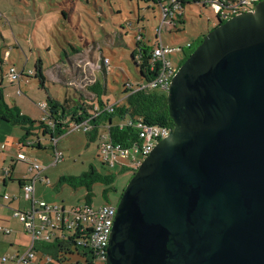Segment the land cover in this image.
Returning <instances> with one entry per match:
<instances>
[{
    "label": "water",
    "instance_id": "obj_1",
    "mask_svg": "<svg viewBox=\"0 0 264 264\" xmlns=\"http://www.w3.org/2000/svg\"><path fill=\"white\" fill-rule=\"evenodd\" d=\"M174 127L122 191L106 264H264V0L171 80Z\"/></svg>",
    "mask_w": 264,
    "mask_h": 264
},
{
    "label": "rangeland",
    "instance_id": "obj_2",
    "mask_svg": "<svg viewBox=\"0 0 264 264\" xmlns=\"http://www.w3.org/2000/svg\"><path fill=\"white\" fill-rule=\"evenodd\" d=\"M28 2L29 8L25 5ZM62 7V0H0V91L9 105L17 106L23 114L32 119L36 118L37 121L43 117L39 103L47 101L48 95L63 101L66 88L82 93L87 100L97 98L95 102H90L97 105L99 101L115 104L126 97L124 88L127 82L135 85L143 81L132 55L136 49V14L139 13L144 18L139 25L144 28L143 40L146 42L148 39L149 49L154 47L155 35L162 21L160 8L154 0H79L76 6H72L67 22L61 14L56 15L55 11L61 12ZM185 13L184 22L178 23V26L166 25L162 37L166 46L183 48L188 53L190 49L186 45L190 43L193 47L196 46L198 40L214 29L218 21L211 9L196 4H186ZM129 22L133 23V27ZM74 48L81 51L73 52ZM67 56L75 68L73 66L72 73L64 71L65 79L61 81L58 79L60 73H55L54 69L62 66L60 62L66 61ZM39 57L45 61V68L52 65V61L59 60L58 65L49 67L45 72L46 90L41 89L39 79L29 73L30 70L34 71ZM172 58L178 70L184 56L177 53ZM106 59L109 64H106ZM11 68L19 74L24 71L19 84L10 78ZM82 74H86L90 83L86 82V78L84 80ZM94 86L101 88L99 95L97 91L91 90ZM123 121L115 120L114 123ZM7 126V131H0V188L4 180L2 169L4 166L10 168L12 161L16 176L33 178L29 166L19 162L17 158L20 149L16 143L25 136V132L18 126ZM104 135V128L99 127L95 134L74 129L57 137L58 149L63 153V159L56 164L50 135H43L38 129L27 137V145L21 151L43 167L42 177H46L50 183L38 181L35 184V196L40 202L39 206L59 205L70 209L92 204L97 209L110 201L118 204L120 194L132 178L133 172L125 168L122 170L120 166L109 170L102 164L99 159V146ZM38 143L43 148H38ZM91 168L101 176L114 175V183L96 184L92 188V196L89 197L86 187L75 189L60 182L62 178L79 177ZM8 193L12 195V192ZM2 195L4 192L0 193V219L6 216L12 224H20L14 216L15 212L18 211V206L19 211L28 210L30 201L22 196L20 202L15 200L10 204ZM3 248L0 246V264H9L2 262L3 256L11 255L5 253ZM72 249L75 252L68 254L66 263L82 262L84 257L76 252L74 245ZM40 257L41 255L37 256V261Z\"/></svg>",
    "mask_w": 264,
    "mask_h": 264
},
{
    "label": "built area",
    "instance_id": "obj_3",
    "mask_svg": "<svg viewBox=\"0 0 264 264\" xmlns=\"http://www.w3.org/2000/svg\"><path fill=\"white\" fill-rule=\"evenodd\" d=\"M162 15L160 27L155 35L156 45L151 53V61L149 70L153 72L158 64V74L152 80L147 82H138L135 85L127 82L124 91L127 96L115 104H106L105 106H97L93 116L88 118L81 124H73L70 130L82 129L85 133L91 134L97 132L99 127H103L106 135L102 136L99 146V159L102 164L109 170L120 166L122 170L125 168L131 170L133 174L141 166L144 159L153 151L156 144L162 139L168 137L173 130L170 125H160L147 123L140 118H126L120 123H104L95 126L92 121L104 115L115 113L116 107L126 98L134 93L144 90H159L167 94L171 80L177 68L173 64L172 56L177 53L183 54V48H170L163 41L162 32L166 25L178 26V23L184 22L186 16L185 5L196 4L211 9L217 17V21L225 22L230 18L241 13L252 10L257 3L262 0H154ZM142 29L137 31V39L142 40ZM190 43L186 47H190ZM109 64V60H105ZM10 78L18 82L22 77L14 68H11ZM19 94L21 92L19 91ZM39 108L43 112L42 120L48 122L53 128L54 123L48 121L46 102L39 103ZM118 128L124 130L129 128L134 133V138L129 140V145L118 143L112 137V129ZM98 134V133H97ZM54 146V164L63 159V153L58 149V138H53ZM19 162L29 166V171L33 174V178L28 179L22 188V194L29 200L31 206L25 211H16L15 217L24 226L25 232L30 237L28 249L23 253H13L4 256L3 262L12 264H32L37 261L38 253L43 254L42 264H67L68 254L74 253L72 245L76 249H86L92 252L93 264H106L107 248L109 239L114 226L117 205L104 204L95 209L92 204L86 206H78L73 208H65L59 205H41L37 201L35 192V184L38 181H49L43 179V167L36 160L30 159L23 153H18ZM8 172H5V176ZM5 200H11L8 194H4ZM0 232L10 235L12 230L0 225ZM58 240L66 243L71 253H65L61 250L58 258H54L51 254H45L38 246L42 244H52ZM76 252L80 255V253Z\"/></svg>",
    "mask_w": 264,
    "mask_h": 264
},
{
    "label": "trees",
    "instance_id": "obj_4",
    "mask_svg": "<svg viewBox=\"0 0 264 264\" xmlns=\"http://www.w3.org/2000/svg\"><path fill=\"white\" fill-rule=\"evenodd\" d=\"M190 4L192 3L190 2ZM135 20L137 24L134 29L136 49L134 50L132 55L143 78V82H147L157 76L159 68L158 64H156V68L153 72L149 70L153 48L149 49L150 44L148 43V39L146 40V42L143 40V32L141 34L142 40L137 39L138 29H142V31L144 29L139 25L143 22L144 18H142V16L137 13ZM129 25L133 27V23L129 22ZM202 40V38L198 40V42L196 43L197 45L194 47L191 45L190 47H186L190 49L188 53H186V51L184 52L183 50L184 58L181 61L180 65L185 62V60L190 56V54L201 43ZM155 45L156 41L154 39L153 46ZM71 63L72 60L69 62H64L62 63L63 67L54 69V71L56 70L55 73H60L58 75L59 80L61 79V81H63V79H65L62 75V71L64 70V68L68 69L69 73H72L74 71L73 66L75 68V65L72 66ZM103 71L105 72V68H103ZM33 74L36 78L39 79L41 89L46 90V77L40 60L37 61L35 72ZM82 75L84 80L86 78V82L90 83V80L87 78L86 74ZM22 76H24V71ZM94 87L95 88H92L91 90L97 91V94L99 95L101 88L98 86ZM96 100L97 98H94L93 100L84 99L82 93L77 92L76 90L71 88H66V93L63 101L48 95L47 101L45 102L47 104L48 121H52L54 123V127L52 128L48 122H45L42 119L40 121L32 119L30 116L23 114L17 106L9 105L4 99L3 92L0 91V122H6L12 126H18L25 132V136H23L19 140V146L21 148H24L27 145V137L31 136L38 129L43 133V135H50L53 140V138L63 136L67 131L70 130L71 125L81 124L88 118L93 116V114L95 113V108L97 106L102 107L106 104H109L102 103L101 101H99V105H97L96 103H90L95 102ZM126 118H140L147 123L170 125L171 127H174L173 121L170 119V116L168 114L167 94L159 90H144L134 93L116 107L115 113L104 114L94 119V121L92 122L95 126H97L104 123L114 124L115 120H125ZM95 133L96 132H94V134ZM91 137L92 139H94L93 135ZM112 137L118 143L129 145V140L134 138V133H132L129 128L124 130L113 128ZM31 146L34 147L33 144H31ZM37 147L43 148L41 143H38ZM28 181V179L18 180L21 188H23L24 184ZM114 181V175L101 176L94 168H91L88 172L79 177H66L60 180L61 183H67L75 189L82 186L86 187L89 192V197L92 196V188L96 184L102 183L106 185H112ZM113 190L116 191L115 188H113ZM90 201L91 199L89 198L88 202ZM111 202L112 201H110L109 203L113 204ZM39 249H41V251L45 254H51L54 258H58V254L61 252V250L65 253H71L69 246L66 243L59 242L58 240H56V242L52 244H42L39 246ZM77 251L82 257H84V260L82 262L77 261L75 264H93L92 252L86 249H78Z\"/></svg>",
    "mask_w": 264,
    "mask_h": 264
},
{
    "label": "crops",
    "instance_id": "obj_5",
    "mask_svg": "<svg viewBox=\"0 0 264 264\" xmlns=\"http://www.w3.org/2000/svg\"><path fill=\"white\" fill-rule=\"evenodd\" d=\"M62 1H63V4H64V7H62L61 12L60 11H55V12H56V15L61 14L62 17L64 18V21L67 22L69 20V17H67V16L70 15L69 13L72 10V6H76L79 3V0H62ZM25 5L27 6V8L30 7V3L29 2L26 3ZM67 10H69V11H67ZM34 38H35V36H34ZM85 49H87V48H85ZM75 51L80 52L81 50H78V49L74 48L73 52H75ZM38 60H40L41 63H42V67H43V70H44L45 77H46V73L45 72L48 69H50L51 66L55 67L56 65L59 64V60L52 61V65H50V66L48 65V67L45 68V66H44L45 61L41 57H39ZM69 61H71V59H70L69 56H67V60L66 61H61L60 63L62 64L64 62H69ZM60 67H63V64ZM66 70L69 71L68 69L64 68V70L62 71V75L63 76H64L63 72L66 71ZM34 72H35V69H34V71H31V70L29 71V73H32V74ZM35 120H38V119L35 118ZM7 125L8 124L6 122H0V131L1 132H3V131L5 132V130L7 131V128L9 127ZM3 129H5V130H3ZM16 146L18 147V149H20L18 153H23L21 151V147L19 146V141L16 143ZM0 150H1V145H0ZM23 154H25V153H23ZM3 162H5V159H3ZM2 172H3L4 180H3V186H2V188H0V189H2V191L0 190V193L3 194V192H4V194H8L11 197V200H9L10 204L13 201H15V200L20 202L21 199H23L22 198L23 194H22V188L20 187V184H19L18 180L30 179V177L16 176L13 161H12V163L10 165V168H7V167L4 166V168L2 169ZM5 172H8L7 176H5ZM9 178H11V179H9ZM43 179H46V177L43 178ZM8 192H12L11 193L12 195H10ZM30 206H31V203L29 204V207L27 209H29ZM18 210H20V206H18ZM0 225L5 227V228H9V229L12 230V233L10 235H5L2 232H0V244H1L0 246L5 248V250H6L5 253H10V254H12V253H23V252H25L28 249L29 244H30V237L25 232L24 226L22 225V223H20V224L19 223L12 224L10 222V220L6 216H4V217H2V219H0ZM4 248H3V251H4ZM38 255H41L39 261H36V262H34L32 264H38V263L42 264L43 263V261H42L43 254L42 253H38ZM3 263L12 264L10 262H3Z\"/></svg>",
    "mask_w": 264,
    "mask_h": 264
},
{
    "label": "flooded vegetation",
    "instance_id": "obj_6",
    "mask_svg": "<svg viewBox=\"0 0 264 264\" xmlns=\"http://www.w3.org/2000/svg\"><path fill=\"white\" fill-rule=\"evenodd\" d=\"M217 23H219V21L217 22ZM192 46V45H191ZM123 191V190H122ZM121 195H122V192H121V194H120V197H121Z\"/></svg>",
    "mask_w": 264,
    "mask_h": 264
}]
</instances>
